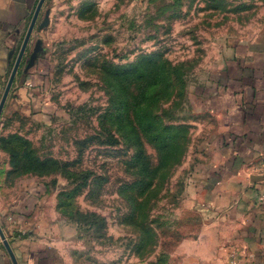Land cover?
I'll return each mask as SVG.
<instances>
[{"label": "rangeland", "instance_id": "374dc122", "mask_svg": "<svg viewBox=\"0 0 264 264\" xmlns=\"http://www.w3.org/2000/svg\"><path fill=\"white\" fill-rule=\"evenodd\" d=\"M263 26L264 0H46L19 68L41 39L28 99L0 119V202L21 182L53 189L66 264H182V201L217 127L195 85ZM156 73L144 104L164 144L134 109Z\"/></svg>", "mask_w": 264, "mask_h": 264}, {"label": "crops", "instance_id": "0c3cea01", "mask_svg": "<svg viewBox=\"0 0 264 264\" xmlns=\"http://www.w3.org/2000/svg\"><path fill=\"white\" fill-rule=\"evenodd\" d=\"M38 2L0 0V100ZM203 72L195 107L217 127L182 201V264H264V26L254 38L230 42ZM22 73L2 115L28 99L31 79ZM17 186L16 196L0 202V224L18 264H66L62 228L49 222L53 189ZM0 264H14L1 236Z\"/></svg>", "mask_w": 264, "mask_h": 264}, {"label": "water", "instance_id": "95a60500", "mask_svg": "<svg viewBox=\"0 0 264 264\" xmlns=\"http://www.w3.org/2000/svg\"><path fill=\"white\" fill-rule=\"evenodd\" d=\"M46 0H39L37 6H36V9L34 11V14L32 16V19H31V22L28 26V29H27V32L25 34V37L22 41V44H21V47L19 49V52L17 54V57L15 59V62H14V65H13V68H12V71L10 73V76L8 78V81H7V84L5 86V89H4V92H3V95L1 97V100H0V119H1V115H2V112H3V109H4V106H5V103H6V100L10 94V91H11V88H12V85L14 83V80L16 78V75L19 71V68L21 66V63L24 59V56L26 54V51H27V48H28V45H29V42L31 40V37L33 35V31L35 29V26L37 24V21L39 19V16L42 12V8L44 6V3H45ZM50 23V9H47L45 11V15H44V18L43 20L40 22L39 24V29H43L45 27H47ZM16 51V48H13L10 52V58L13 57L14 53ZM46 49L44 48L43 46V41L41 39H38L35 43V46L33 48V51L30 53V56H29V60L25 66V69H24V72H27L30 68H32L33 66H35L36 64V61L38 60L39 57H41L42 55H44ZM0 236L4 242V245L5 247L7 248L10 256H11V259L13 261L14 264H18V261H17V258L15 256V253L10 245V242L8 241L5 233H4V230L0 224Z\"/></svg>", "mask_w": 264, "mask_h": 264}, {"label": "trees", "instance_id": "16d2710c", "mask_svg": "<svg viewBox=\"0 0 264 264\" xmlns=\"http://www.w3.org/2000/svg\"><path fill=\"white\" fill-rule=\"evenodd\" d=\"M154 64L151 67H154V69L157 68V64L155 63V61H153ZM150 71L146 70L143 71L142 73L136 74L134 75L135 77H137L138 79H142L145 78L147 76H150L151 74H149ZM129 74H126L125 77H129ZM154 80L153 82H151L149 85L141 88L139 95L135 98L136 99V103H134V108L135 109V117H136V121L138 123V125L140 126L141 131L149 138V140L151 142H158L161 144H164L163 140H161V137L154 132L153 127H154V121L150 120V116L152 115V112L150 111L151 109L146 107L144 102L145 99L147 98V91H149V87L156 85L157 83H159V79L161 78V76L159 75V73L154 74ZM157 123V122H156ZM137 153L138 155L142 154V149L141 147H139L137 149ZM47 187L48 185L45 184Z\"/></svg>", "mask_w": 264, "mask_h": 264}, {"label": "built area", "instance_id": "2783aa9c", "mask_svg": "<svg viewBox=\"0 0 264 264\" xmlns=\"http://www.w3.org/2000/svg\"><path fill=\"white\" fill-rule=\"evenodd\" d=\"M259 198H260L261 200H264V191L261 192V194L259 195Z\"/></svg>", "mask_w": 264, "mask_h": 264}]
</instances>
